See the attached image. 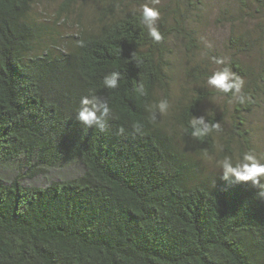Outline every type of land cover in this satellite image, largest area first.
Returning <instances> with one entry per match:
<instances>
[{
	"label": "trees",
	"instance_id": "16d2710c",
	"mask_svg": "<svg viewBox=\"0 0 264 264\" xmlns=\"http://www.w3.org/2000/svg\"><path fill=\"white\" fill-rule=\"evenodd\" d=\"M205 1L154 5L155 42L142 23L149 0H0V264H264L259 187L206 167L253 151L264 0L229 10L223 54L200 51L191 27ZM178 43L192 69L175 93ZM225 66L244 80V104L207 84ZM113 71L119 86L107 89ZM90 91L112 109L103 129L76 120ZM193 116L220 130L194 138Z\"/></svg>",
	"mask_w": 264,
	"mask_h": 264
},
{
	"label": "clouds",
	"instance_id": "9594fccd",
	"mask_svg": "<svg viewBox=\"0 0 264 264\" xmlns=\"http://www.w3.org/2000/svg\"><path fill=\"white\" fill-rule=\"evenodd\" d=\"M160 0H151L153 5L158 4ZM142 23L146 26L149 36L159 42L163 39L161 32L156 26V21L160 18V11L156 7H150L148 3L141 5ZM219 65L224 64V60L217 59L215 61ZM121 74L113 71L110 75L103 79V86L107 89H116L119 86ZM207 84L223 93H232L239 104H244L246 97L242 93L244 80L236 75L229 67L225 66L221 70L215 71L207 79ZM135 90L143 94V85H138ZM160 113L167 112L169 102L167 99L161 100L156 106ZM112 118V109L108 102L92 91L88 95L82 96L80 107L77 111L76 120L87 128L99 127L104 128L108 119ZM155 117L153 116V119ZM189 125L192 128L191 135L196 139H202L209 135L212 131H219L220 124L205 123V117L197 118L193 116ZM134 129L139 132L140 125H134ZM122 134L123 128L119 129ZM217 167L221 170V179L231 184H240L251 182L254 187H259L258 196L264 198V159L258 157L254 152H244L241 158L233 161L232 157L225 156L216 162Z\"/></svg>",
	"mask_w": 264,
	"mask_h": 264
},
{
	"label": "rangeland",
	"instance_id": "374dc122",
	"mask_svg": "<svg viewBox=\"0 0 264 264\" xmlns=\"http://www.w3.org/2000/svg\"><path fill=\"white\" fill-rule=\"evenodd\" d=\"M149 1L151 2V0ZM170 1L172 0H160V2L155 5H166ZM205 2L206 5L203 8V11L198 18H194L193 22L191 23V27L195 31L198 41H200V51L210 50L212 52H217L218 54H223L225 43L230 35L228 18L225 17H228L229 10L231 13H234L236 7L239 5V0H206ZM51 13L53 14V11ZM37 19H39V17H37ZM255 23L256 21H251V23H249V27L247 28L256 29ZM247 28L243 30H246ZM74 30V28L68 26L66 29L63 28L62 32L67 34L75 32ZM184 52H186L185 47L181 43H178V46L175 47V54L177 55L176 70L174 72L175 93H179L181 91V88L186 85V80L188 78L182 71V67H185V65L189 66L191 63H188L184 60ZM200 56L202 57V53H200ZM254 57L255 54L251 53V55L247 57L246 60L253 61ZM188 68L189 70L192 69L191 66ZM211 88L213 89V87ZM217 91L218 93L222 92L220 90ZM222 100V98H214L215 105H222ZM249 120V129L251 131L252 142L254 144L252 152H254L258 157L264 159V102L261 103L258 108H256ZM217 161V159L215 160V158H213L206 164L207 169L213 175L218 174L221 171L217 167ZM51 178L57 179L56 176L53 177L52 175H49L48 180L38 177L32 181H27V184L43 186V184L49 182Z\"/></svg>",
	"mask_w": 264,
	"mask_h": 264
}]
</instances>
